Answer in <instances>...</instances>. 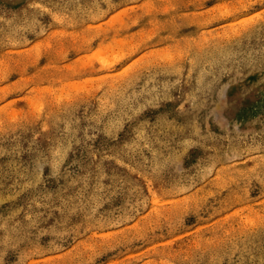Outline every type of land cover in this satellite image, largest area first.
<instances>
[{
    "label": "rangeland",
    "instance_id": "obj_1",
    "mask_svg": "<svg viewBox=\"0 0 264 264\" xmlns=\"http://www.w3.org/2000/svg\"><path fill=\"white\" fill-rule=\"evenodd\" d=\"M0 264H264V0H0Z\"/></svg>",
    "mask_w": 264,
    "mask_h": 264
}]
</instances>
